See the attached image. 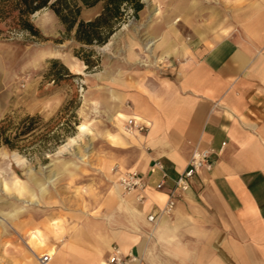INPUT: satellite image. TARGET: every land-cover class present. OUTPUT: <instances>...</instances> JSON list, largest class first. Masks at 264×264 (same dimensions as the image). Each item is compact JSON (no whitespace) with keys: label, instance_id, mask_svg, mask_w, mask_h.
Masks as SVG:
<instances>
[{"label":"crops","instance_id":"0c3cea01","mask_svg":"<svg viewBox=\"0 0 264 264\" xmlns=\"http://www.w3.org/2000/svg\"><path fill=\"white\" fill-rule=\"evenodd\" d=\"M166 7L144 48L158 55L155 63L172 66L166 74L138 67L109 83L118 89L91 127L104 141L89 146L86 163L51 173L70 174L75 193H60L49 206L41 179L31 177L39 208L17 209L31 215L18 227L26 248L19 264H38L48 251V264H107L115 247L133 253L136 264H264V0H174ZM68 67L80 73L74 62ZM131 118L147 130L129 132ZM88 125L77 129L84 126V134ZM203 149L212 150L211 170L191 178L172 214L159 215L178 174ZM154 162L166 174L159 189ZM114 165L142 174L143 202L114 189Z\"/></svg>","mask_w":264,"mask_h":264},{"label":"rangeland","instance_id":"374dc122","mask_svg":"<svg viewBox=\"0 0 264 264\" xmlns=\"http://www.w3.org/2000/svg\"><path fill=\"white\" fill-rule=\"evenodd\" d=\"M140 1L143 9L138 16L128 11L105 45L85 47L93 51L89 68L75 55L76 52L82 55L80 45L64 37L63 26L48 9L31 17L42 38L26 33L0 34V121L8 117L15 128L28 116L42 119L39 129L18 140L21 150L0 147V264H19L17 254L26 249L18 227L31 215L23 214L24 211L17 213V209L39 208L33 205L37 202L38 189L31 182L32 176L41 179V189L49 206L59 201L54 198L56 195L71 196L78 190L70 174L51 179V173L63 163H86L89 155L92 156L89 146L104 141L91 127L96 124L94 121L103 120L104 111L111 104L109 93L118 89L109 83L114 78L134 76L138 67L155 68L160 74H166L167 66H172L169 60L155 63L158 55L144 46L152 39L149 26L165 14L166 4L174 0ZM158 6L162 11L153 18L152 13ZM101 8L99 3L82 9L80 19L92 20ZM51 60H58L70 75L55 81L58 68L52 69ZM69 62H74L80 73L70 70ZM82 122L89 124V131L84 134L77 129ZM53 129H57L62 142L53 149L44 148L41 136ZM67 169L74 170L71 165ZM11 179L20 182L8 187ZM13 213L14 218L9 222L8 216Z\"/></svg>","mask_w":264,"mask_h":264},{"label":"trees","instance_id":"16d2710c","mask_svg":"<svg viewBox=\"0 0 264 264\" xmlns=\"http://www.w3.org/2000/svg\"><path fill=\"white\" fill-rule=\"evenodd\" d=\"M99 3L102 8L95 18L89 21L80 19L82 9L92 8ZM44 9L50 10L63 26L64 37L80 45L82 55L78 52L75 55L89 68L92 66L90 56L93 51L85 47L105 45L128 11L137 17L143 9V3L140 0H0V34L10 36L26 33L30 37L42 38L38 28L31 22V17ZM50 62L52 69L58 68V72L54 74L55 81L70 75L58 60ZM41 125L40 116H28L14 128L11 119L6 117L0 121V147L21 150L18 140L32 135ZM61 142L57 129L46 131L40 139L41 145L48 149L55 148Z\"/></svg>","mask_w":264,"mask_h":264},{"label":"built area","instance_id":"2783aa9c","mask_svg":"<svg viewBox=\"0 0 264 264\" xmlns=\"http://www.w3.org/2000/svg\"><path fill=\"white\" fill-rule=\"evenodd\" d=\"M125 127L129 132H144L147 130V126L138 124L132 118L126 121ZM222 146H224V143H222ZM211 154L212 150L210 149L197 150L193 153L191 158L188 160L187 166L178 174V177L174 181L173 187L167 193L164 204L161 209H159V215L168 216L172 214L177 202L180 200L183 194L188 191L191 178L202 170H211ZM111 171L118 173L116 183L122 193V196L136 194V199L139 202H143L145 200L143 192L148 186V183L143 178L141 173L135 170L118 172L117 165H114L111 168ZM151 171H159L162 174V180L155 185L156 189L161 188L164 179L166 178L163 166L159 162H154ZM154 220V215L147 216L148 222H154ZM50 261L51 256L48 254L39 256L37 259L38 264H48ZM137 262L138 258L133 253L123 252L120 248L115 247L112 249V254L109 257L107 264H136Z\"/></svg>","mask_w":264,"mask_h":264},{"label":"bare ground","instance_id":"6f19581e","mask_svg":"<svg viewBox=\"0 0 264 264\" xmlns=\"http://www.w3.org/2000/svg\"><path fill=\"white\" fill-rule=\"evenodd\" d=\"M83 129H84V126H80V130L83 131ZM71 140H72V139H71ZM15 182H17V181H15ZM5 187H7V183H5ZM114 189H115L117 192H119V194L122 195L121 191H119L120 189H119L118 185H114ZM53 230H54V227H53ZM54 232H56V230H55ZM39 235H40V234H39ZM40 238H41V237H40ZM42 245H43V244H42ZM46 254H49L50 256H52V252H51V251H48Z\"/></svg>","mask_w":264,"mask_h":264}]
</instances>
